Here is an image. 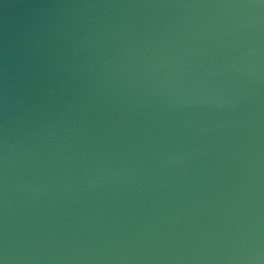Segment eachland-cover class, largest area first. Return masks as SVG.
Instances as JSON below:
<instances>
[{
	"label": "water",
	"instance_id": "1",
	"mask_svg": "<svg viewBox=\"0 0 264 264\" xmlns=\"http://www.w3.org/2000/svg\"><path fill=\"white\" fill-rule=\"evenodd\" d=\"M0 264H264V0H0Z\"/></svg>",
	"mask_w": 264,
	"mask_h": 264
}]
</instances>
